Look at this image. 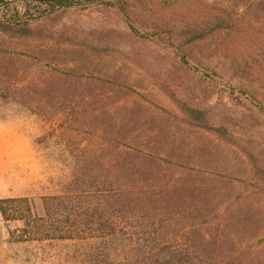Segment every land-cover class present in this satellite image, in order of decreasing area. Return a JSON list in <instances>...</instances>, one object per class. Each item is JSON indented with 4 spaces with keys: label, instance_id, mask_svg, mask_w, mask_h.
I'll return each instance as SVG.
<instances>
[{
    "label": "rangeland",
    "instance_id": "obj_1",
    "mask_svg": "<svg viewBox=\"0 0 264 264\" xmlns=\"http://www.w3.org/2000/svg\"><path fill=\"white\" fill-rule=\"evenodd\" d=\"M79 2L0 0V264H264V0Z\"/></svg>",
    "mask_w": 264,
    "mask_h": 264
},
{
    "label": "trees",
    "instance_id": "obj_2",
    "mask_svg": "<svg viewBox=\"0 0 264 264\" xmlns=\"http://www.w3.org/2000/svg\"><path fill=\"white\" fill-rule=\"evenodd\" d=\"M41 5H45L48 7V13H54L59 10H64L68 8L75 7L80 4L79 0H36ZM34 19V18H33ZM33 19H24L18 17L17 19H12L7 22L6 28L12 29L14 27L24 28L27 29L28 24ZM2 25H5L2 23ZM131 26V27H130ZM130 29L133 32H137V29H134L132 25H129ZM112 195L118 200V203H121L123 208H128L130 201L134 199L133 197L130 199V194H127V186H123L117 188L112 191ZM130 199V200H128ZM15 202H23L27 205V200L25 198L22 199H0V215L4 222L15 220V215L8 213L7 207L9 204H13ZM28 206L26 207V210ZM83 213H86L83 212ZM95 212H92L94 215ZM91 217V216H90ZM26 226H28V221L25 222ZM183 232L180 231V234ZM28 234V232H27ZM25 239H32L33 237H24ZM43 238V237H40ZM144 262L147 264H195V262H200L201 264L203 261L199 260L197 257L193 256L190 251H188L185 245L178 241H172L171 243H158L155 247V250L148 253L144 257Z\"/></svg>",
    "mask_w": 264,
    "mask_h": 264
},
{
    "label": "crops",
    "instance_id": "obj_3",
    "mask_svg": "<svg viewBox=\"0 0 264 264\" xmlns=\"http://www.w3.org/2000/svg\"><path fill=\"white\" fill-rule=\"evenodd\" d=\"M30 246V245H29Z\"/></svg>",
    "mask_w": 264,
    "mask_h": 264
}]
</instances>
